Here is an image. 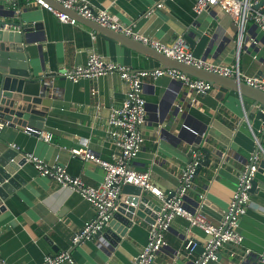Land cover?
I'll list each match as a JSON object with an SVG mask.
<instances>
[{"label":"crops","instance_id":"crops-1","mask_svg":"<svg viewBox=\"0 0 264 264\" xmlns=\"http://www.w3.org/2000/svg\"><path fill=\"white\" fill-rule=\"evenodd\" d=\"M257 1L263 9L264 0ZM90 2L97 8L107 9L124 25L133 26L138 34L163 43L182 37L194 56L227 67L237 66L246 75L264 79V36L252 24L246 25L240 39L229 15L215 8L196 14L192 9L193 0ZM159 2L163 3L162 7L154 9ZM150 9L153 10L148 12ZM17 13L24 22L40 23V28H32L28 33L32 41L26 46L39 81H24L17 86L23 95L51 100L40 133L48 132L52 137L47 142L33 133L36 128L8 123L0 132V145L6 148L17 144L20 154L32 153L47 164H59L72 176L96 186L103 178L102 168L74 156L70 148L87 139L97 155L111 158L116 150L108 138L107 116L111 108L121 104L126 85L117 74L72 82L62 72L85 63L90 52L134 70L149 69L148 60L80 22L76 25L60 22L52 12L32 0H19ZM1 28L11 32L19 30L18 26ZM173 81L167 75L143 79L144 142L133 166L149 169L151 182L161 190H173L182 168L191 159V146L200 138L201 160L207 156V165L200 162L185 200L188 204L201 202V211L216 224L223 217L244 163L254 150L251 130L259 131L263 117L261 114L248 117L253 101L238 92L227 91L220 96L219 90L211 89L206 94H196L186 85L180 87ZM44 82L49 84L46 90L41 89ZM162 103L170 109L179 107L173 121H169L170 111L165 113L162 122L158 120V107ZM180 131L183 137L177 138ZM202 149L208 150V155ZM263 160L262 156L255 176L257 188L250 192L249 207L239 221L242 244L221 248L217 260L210 264H261L258 256L264 251ZM18 173L24 183L2 201L0 211V258L6 264H41L46 255L65 250L77 264H133L158 212L157 198L142 191L137 196L141 216L134 215L121 234L114 230L103 234L106 246L99 247L95 240L74 245L72 236L93 218V206L78 193L59 186L53 178L39 175L31 163L23 162ZM113 224L118 230L122 226L118 221ZM207 238L201 229L177 216L166 232V245L153 264H190ZM186 240L195 243L192 252L185 248ZM246 249L249 253L244 255ZM232 252L235 254L231 255Z\"/></svg>","mask_w":264,"mask_h":264},{"label":"built area","instance_id":"built-area-1","mask_svg":"<svg viewBox=\"0 0 264 264\" xmlns=\"http://www.w3.org/2000/svg\"><path fill=\"white\" fill-rule=\"evenodd\" d=\"M65 8L77 13L79 16L116 32H122L145 45L185 64L218 73L225 77L242 81L247 85L264 91V79L259 76H249L241 72L237 66L227 67L214 63L209 59L194 56L182 37L176 38L172 43H163L153 38L138 34L133 26L124 25L107 9L95 7L90 0H54ZM32 3L49 10L62 23L76 25L78 21L68 13L60 11L44 0H32ZM162 2L155 8L162 7ZM257 0H193L192 9L196 14L211 8L229 15L237 26L240 39L247 24L256 26L264 36V10L259 7ZM150 9L148 12H151ZM239 39V40H240ZM256 40H254V43ZM238 43H240L238 41ZM117 74L125 83V96L119 106L111 108L107 116V134L115 148L109 160L101 158L83 139L78 146L70 148V152L81 160L98 164L103 170L101 182L94 186L85 183L81 178L72 176L59 164H47L32 153H24L25 161L31 163L37 173L53 178L59 186L78 193L94 208V216L86 221L81 229L72 236V244H80L95 240L99 247L106 246L102 235L117 210L122 188L126 184L141 188L142 191L153 195L159 201L158 212L150 223L147 241L143 248L134 257L133 264H153L158 252L165 247V235L172 220L184 217L193 227L201 229L208 238L203 244L202 251L190 264H209L217 260L219 250L226 245H240L243 235L238 231L241 217L245 215L250 202L252 182L258 171L260 158L264 157V119L263 125L256 133L251 130L254 150L238 176V181L223 217L216 224L211 222L201 211V202L188 204L185 200L188 190L192 187L196 169L202 159L201 150L192 151L191 159L182 168L178 176V185L173 190L163 191L150 180L149 169H138L133 166L143 142V125L146 121V101L143 96V79L167 75L173 80L180 81L196 94H206L211 89L210 83L182 73L174 68L140 69L118 64L96 52H90L85 63L62 72V76L72 82L81 79H93L106 75ZM260 111L264 114V108ZM6 122L0 119V132ZM40 137L45 141L51 140V134L41 132ZM14 150L21 152L20 146L12 143ZM105 244V245H104ZM195 244L189 241L185 248L192 252ZM249 250L244 251V255ZM235 253L232 252L231 255ZM264 264V251L258 256ZM77 264L70 253L60 251L48 254L41 264ZM0 264H6L0 258Z\"/></svg>","mask_w":264,"mask_h":264},{"label":"water","instance_id":"water-1","mask_svg":"<svg viewBox=\"0 0 264 264\" xmlns=\"http://www.w3.org/2000/svg\"><path fill=\"white\" fill-rule=\"evenodd\" d=\"M44 1L54 8L75 17L78 22L98 32L103 37L116 40L128 48L146 56L149 69L174 68L182 73L189 74L192 77L202 79L210 83L212 91L219 90L218 93L220 96L223 95V92L234 91L240 93L242 96L250 98L253 103L251 110L248 112V117H251L252 114H261L264 119V114L260 111L261 108H264V91L247 85L242 81H237L233 78L225 77L218 73L197 68L175 60L157 51L151 46L135 40L131 36H127L122 32L113 31L95 23L94 21L87 20L54 0ZM18 5L19 0H0V119L5 121L6 124L12 123L19 127L31 126V128H36L35 131L33 130V133L39 135L46 119L47 110L51 104V100L45 98L42 99L40 96L23 95L21 93V87L17 85L20 83L23 84L24 81L30 83H37L39 81L37 79L38 74H35L34 68L31 65L29 57L30 53L26 46L32 41L30 36H28V33L31 32L32 28H40V23L24 22L21 14L17 13ZM8 19H17V21ZM3 25H7L9 28L11 26H18L19 30L13 32L6 29L2 30L1 26ZM173 82H175L177 86H182V83L178 80H174ZM48 86L49 84L44 82L41 89L46 90ZM178 109L179 107L170 109L168 104L164 105L162 103L158 107V120L162 122L165 113L170 111L171 115L169 121H173L178 115ZM162 131L174 136L167 130ZM182 137L183 135L181 131L178 132L177 138ZM199 142L200 138L195 140V143L191 146L189 156H191L192 151L200 150L198 146ZM202 151L207 155L209 153L208 150L202 149ZM207 158L208 157L205 156L204 159L201 160L203 165H207L205 164ZM23 162H25L23 154H20L13 148H3V146L0 145V211L3 210L2 201L6 200L14 193L18 186L24 183L23 178L18 173V170L23 165ZM261 166L264 167V160L261 162ZM199 168L200 165L197 167L196 172H198ZM257 182V179L253 180L250 192L257 188ZM122 193H126L131 196H120L122 204L120 203L117 210L114 212L112 220L105 229L106 233H99L97 236L102 235L104 238L103 234H110L113 230L118 232V234H121L124 228L129 225L130 220L134 215L141 216L140 210L137 209L139 202V198L137 196L142 193L141 188L126 184L122 188ZM127 204L129 206H127ZM114 221H118L122 225L120 228L121 230H118V227H114ZM189 241L193 242V240H186L184 245H187ZM193 244L195 243L193 242ZM202 249L203 248L200 249L199 253Z\"/></svg>","mask_w":264,"mask_h":264}]
</instances>
